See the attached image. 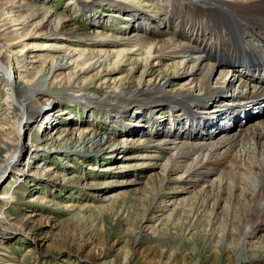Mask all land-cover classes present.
Returning <instances> with one entry per match:
<instances>
[{"label":"bare ground","instance_id":"obj_1","mask_svg":"<svg viewBox=\"0 0 264 264\" xmlns=\"http://www.w3.org/2000/svg\"><path fill=\"white\" fill-rule=\"evenodd\" d=\"M79 2L81 6V0ZM112 2L118 12H130L126 13L128 17L124 19L131 21L132 25H137L136 20L139 18H149L146 12L135 15L134 10L131 12L126 9V5L120 6L117 2ZM162 3L167 18L161 21L171 31L166 36L154 38L145 35L142 33L145 29L143 26H135L141 31L130 32L128 29L114 36L109 30L105 32L104 26L89 27L88 32H84L88 38L81 50L64 43L58 44L59 41L55 40H44L42 46L32 45L33 48L39 46L50 53L47 51V57L41 60V57L33 59L30 65L38 62L39 68L29 72L20 65L23 61L20 60L24 59L21 58L22 52L15 50L17 45L23 43L21 33H25V39L38 36L52 39L61 34L56 32L64 30L65 23L60 18H52L50 8L45 11L33 10L30 5L23 6L9 1L0 9V17L6 18V22L0 21L2 31H7L6 34L16 39L11 44H6L2 42L0 35V79L6 82L8 91L5 99L9 100L11 97L12 112L18 116L17 122L21 123L40 116L44 110L40 100L49 92L60 94V87L73 89L76 82L83 85L87 79L97 83L96 87L117 79L116 82L121 81L116 90L108 92V101H97L85 93L91 90L87 87L75 90L70 95L82 100V104L102 108L111 117L119 118L117 114L128 117L130 109L136 108L140 121L154 128L152 137L145 134L140 136L138 145L143 144L140 154L142 158L150 159L152 166L159 169L158 173H151L144 183L140 203L148 205L155 201L160 204L169 199L181 212L180 216L184 215L186 219L189 216V226H193L198 233L212 229L209 232L212 239L224 242L226 248L223 252L232 253L236 257L235 261L240 262L252 250L250 248L264 252V240L259 245L251 243L264 225V126L255 127L253 133L249 132L246 137L245 132L249 127L240 130L238 134L243 138L240 146H237L239 142L236 139L228 137L206 143H192L187 139L197 136L208 138L214 129L220 126L226 128L220 120H227L228 116L238 114L233 108V112L229 111L234 102L236 107L240 106L243 110L242 114L246 115L253 112L244 110L248 104L251 108H257L264 99V0H162ZM17 21L19 22L16 23ZM75 28L77 27L74 26ZM47 33L51 35H46ZM218 63H224L240 78L236 88L230 93L229 89L236 80L226 79L223 87L209 84L212 68ZM135 74H140L136 84H127L128 81H133ZM180 77H184V86H175V80ZM251 82L257 83L254 90L248 87ZM217 98L222 101L231 98L233 102L228 104L225 101L219 106ZM159 103V108L166 110L165 114H169L170 118L176 112L185 113L186 121L190 120L187 130L170 127L162 131L163 123L150 114L155 109L152 107H157ZM209 106L216 112V119L211 121V125L208 124V114L201 115L202 112H207ZM224 108L227 115L219 111ZM180 117L173 119L174 123L179 124ZM252 121L253 119L245 124L251 126ZM131 131L132 128L127 129L125 138H131ZM64 132L77 140L80 155L98 152L100 147L113 140L110 131L92 128L66 129ZM20 134L15 145L20 143V147L28 146L29 137L22 138ZM179 137L184 141L181 139L169 143L170 138L178 140ZM250 139L252 147L246 145ZM0 140L7 149L0 161V180L8 170L18 169L21 176L25 175L26 163L22 167L18 166L20 150L11 147L14 139L7 141L1 136ZM167 150L172 153L167 155ZM112 151L114 149L109 150L111 153ZM127 153L124 154L125 158L123 155L124 160L139 157L136 152H131L130 155ZM201 168L215 177L208 179ZM95 184L97 183L93 180L87 182L90 186ZM171 187L181 189V192L184 191L189 196L180 199L173 195L175 192L168 190ZM124 193L126 192L107 195L105 199L110 200L114 196L117 198ZM201 219H205L208 227L195 228L197 225L194 226V222ZM28 225L23 222L21 226Z\"/></svg>","mask_w":264,"mask_h":264},{"label":"rangeland","instance_id":"obj_2","mask_svg":"<svg viewBox=\"0 0 264 264\" xmlns=\"http://www.w3.org/2000/svg\"><path fill=\"white\" fill-rule=\"evenodd\" d=\"M9 1L23 6L30 5L33 10L35 8L45 11L50 8L51 17L60 18L65 23L64 30L56 32L61 34L52 39L41 36L25 39V33H21L23 43L17 45L15 50L22 52L21 58L24 59L20 60H23L20 65L29 72L39 68L38 62L30 65L33 59L38 60L41 57V60L50 53L39 47L44 40L59 41L58 44L64 43L81 50L88 38L84 32H88L89 27L104 26L105 32L110 31L113 36L128 29L130 32H138L140 29L137 30L135 26H143L145 29L142 33L154 38H161L171 32L161 21L167 18L162 0H113L120 6L126 5V9L131 12L134 10L135 15L140 12L149 14L146 20L137 19V25L125 20L124 17H128L126 15L130 12H118L112 0H81V6L80 0H0V9ZM78 6L80 7L77 10ZM0 21L6 22V18L0 17ZM74 26L77 28L74 29ZM71 28L74 30H70ZM0 29V35L5 39L1 38L2 42L11 44L15 38L12 39V35L6 34L7 31L3 32V28ZM29 29L30 27L26 31ZM35 44L39 46L33 48L32 45ZM232 71L224 63H218L212 68L209 84L223 87L226 79L236 80L229 89L230 93L240 81ZM139 75L135 74L133 81H128L127 84L132 83L130 85L134 86ZM117 80L98 87L91 79L85 80L83 85L78 81L74 84V90L60 87V94L49 92L40 100L44 107L40 116L18 123V116L12 112L11 97L9 100L5 99L8 92L6 82L0 79V137L3 136L7 141L14 139L11 147L20 150L18 166L22 167L26 163L25 175L21 176L18 169L8 170L0 180V264H264V252L256 248H250L253 251H248L240 262H236L232 253L223 252L226 248L224 242L212 239L209 233L212 229L198 233L193 226H189V216L187 219L184 215L180 216L181 212L168 198L164 203L154 201L149 206L140 203L144 183L151 173H158L159 169L152 166L153 162L147 157L142 158L140 153L143 144L138 145V142L144 134L152 137L154 128L140 121L136 108L130 109L128 117L117 113L119 118L111 117L102 108L82 104V100L70 95L75 90L89 88L91 90L85 93L97 101H108V92L116 90L122 83L116 82ZM58 82L63 84V81ZM175 82V86H184V77L177 78ZM256 84L251 82L248 87L254 90ZM225 101L228 104L233 102L231 98L223 101L217 98L219 106ZM160 104L152 107L155 109H151L153 111L150 114L163 123L162 131L170 127L186 131L183 127L186 122L183 120H179V124H173V119L185 114L176 112L170 118L169 114H165L166 110L159 108ZM220 110L227 115L225 108ZM251 110L255 111L257 118L263 117L259 123L260 127L264 126V99L257 108L252 107ZM206 111L201 115L208 114V124L211 125V121L216 119V112L210 106ZM195 125L196 123L194 127ZM87 128L110 131L112 142L104 144L98 152L80 155L77 140L64 130ZM129 128H132L131 138H125V132ZM218 128L208 138L197 136L187 140L192 143L219 141L227 135L226 129ZM19 134L22 138L29 137L28 146H22L23 149L20 143L15 145ZM181 139L184 141L182 137L178 140L170 138L169 143ZM251 140L247 146H253ZM240 144L242 143L237 146ZM111 149H114L112 153L109 152ZM6 150V145L0 140V161ZM131 152H136L139 157L135 160H124V154L130 155ZM167 152V155L172 153L168 150ZM226 162L231 164L229 160ZM201 171L208 179L215 177L205 168H201ZM128 179L131 181L126 182ZM91 180L97 184L87 185ZM171 188L168 190L175 192L173 195L180 199L189 196L184 191L181 192V189ZM123 191L126 193L118 195L117 198L114 196L113 199H105L107 195ZM23 222L29 225L22 227ZM194 223L198 229L207 226L205 219ZM262 240L264 225L257 231L251 243L259 245Z\"/></svg>","mask_w":264,"mask_h":264}]
</instances>
